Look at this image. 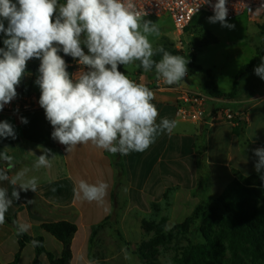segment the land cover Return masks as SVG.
<instances>
[{
  "label": "clouds",
  "instance_id": "1",
  "mask_svg": "<svg viewBox=\"0 0 264 264\" xmlns=\"http://www.w3.org/2000/svg\"><path fill=\"white\" fill-rule=\"evenodd\" d=\"M204 2L213 8L210 23L234 27L227 22V0ZM146 15L136 10L132 0H0V33L5 36L0 48V111L17 97L27 62L35 58L40 60L35 80L41 92L38 103L53 127L51 138L67 146L68 152L90 143L112 155L124 156L146 151L160 134L171 135L178 122L164 117L157 123L154 91L120 70L121 65H137L146 73L154 72L166 85H178L188 73L184 56L174 55L163 46L153 47L149 37L158 36L159 27L144 19ZM61 51L84 70L70 75ZM157 55L159 60L154 59ZM254 73L264 80V57ZM20 119L28 123L26 118ZM0 137L16 138L9 122H0ZM49 151L44 149L37 157L35 168L51 166ZM253 154L257 158L255 171L261 173L264 148L254 149ZM11 159L0 151V160ZM3 180H8L14 190L9 197L7 189L0 187V225L5 223L13 202L20 199L17 186L36 192L38 185L37 178H26L23 170L11 178L0 170ZM107 189L104 182L81 180L78 191H74L83 200L99 202ZM29 228L16 222L17 235ZM31 243L39 244L35 240Z\"/></svg>",
  "mask_w": 264,
  "mask_h": 264
},
{
  "label": "rangeland",
  "instance_id": "2",
  "mask_svg": "<svg viewBox=\"0 0 264 264\" xmlns=\"http://www.w3.org/2000/svg\"><path fill=\"white\" fill-rule=\"evenodd\" d=\"M59 2L64 3L65 0H59ZM208 18L200 17L199 21L191 24L183 34L175 32L169 16L160 19H146L157 23L159 27V35L149 37L154 48L163 46L168 52L184 56L188 60V73L184 77V81L178 85L164 84L162 80L156 78L154 72L143 71L140 73V68L137 65L125 66L126 75L136 82L146 85L153 91L158 88L163 89V92L175 94L177 115L182 123L187 124L183 126L187 134L181 137L177 143V163L168 164L166 155L161 170L163 171L162 181L168 185L171 183L180 185L171 188L169 192L166 191L160 202L148 201V208L142 210L130 205L129 183L125 172H122L121 169L115 171L114 210L112 216L102 223L101 228L92 231L88 256L90 262L88 261V264H175L187 249L205 243L200 233V218L194 219L185 232L178 231L175 227L191 218L196 208L201 205L217 207L222 211L218 202L219 197L235 178L241 177L233 168L210 167L208 165L207 135L209 129L215 125L229 123L233 126V120L240 117L246 118L248 110L242 102H236L238 97L235 100V98L214 99L209 96L204 89V82H207L208 78L201 72V69L212 70L217 75L219 89L224 93L232 92L237 84L238 95H242L240 99L249 98L252 90L249 92L247 90L250 87L256 90L264 88V80L254 73V68L261 63V58L264 57V25L243 16L234 21H227L234 25L230 29L222 27L219 22L210 23ZM4 23L7 27V21ZM0 38L3 43L5 39L3 33H0ZM62 53L61 51V56ZM253 60L256 61L255 66L237 81L240 70ZM74 65L76 75L84 70L83 66L78 65L76 61ZM38 76V70L29 69V65H27L21 84L17 87L18 102H24L25 97H29L32 103L34 99L36 100L38 109L34 111L43 109L38 103L41 92L38 85L35 84ZM154 81L156 83L151 87L150 83ZM182 85L195 90L183 89ZM154 93L156 92L154 91ZM194 100L199 101L195 103ZM181 110L184 112L181 113ZM200 111L203 112V115L197 116ZM0 112H15V107L14 105L9 108L4 107ZM228 113L233 116L232 120L228 119ZM251 114L254 117V134L264 137V132L256 133V125L264 118V105L255 104ZM241 125L238 124V126ZM220 131L222 132L220 136H212L210 165L216 162L221 163L227 158L222 144V137L225 138L227 132L225 129ZM162 137L164 145L165 134H162ZM193 140H195L194 148L198 155L197 159L192 157ZM175 143L174 139L169 152L172 146L176 147ZM3 149V146H0V151H4ZM131 154L129 172L132 180V198L138 202L141 200L140 193L144 184H147L151 194L156 196L160 192L159 170L153 171V164L148 159H144L140 163L133 156L135 152H131ZM168 156L170 157L169 153ZM15 157L19 158V156ZM144 161H146L145 164ZM151 162L154 163L153 160ZM197 167L199 175L196 176ZM261 176H254L249 180L243 177L242 184L248 190L256 193L264 202V179H261ZM0 187L7 189L9 197H11L13 189L8 181H0ZM21 199L22 202L25 201L26 209L22 213L20 223L30 225L29 231L26 233L31 235L34 233V229L28 213L30 205L28 201L30 200L25 195H22ZM17 201H14L8 209L6 217H14L13 211L17 206ZM164 219L166 225L163 233L159 234L155 226ZM17 222L19 221L17 220ZM144 222L153 227L151 231L144 228ZM94 231L95 234H93ZM55 244L48 242L47 248L52 250V254L57 249ZM17 250H19V244L14 229L6 223L0 225V264L10 262ZM142 252L146 255L149 252V255L142 257ZM30 261L31 251L27 250L21 264H30ZM79 264L84 263L80 262Z\"/></svg>",
  "mask_w": 264,
  "mask_h": 264
},
{
  "label": "crops",
  "instance_id": "3",
  "mask_svg": "<svg viewBox=\"0 0 264 264\" xmlns=\"http://www.w3.org/2000/svg\"><path fill=\"white\" fill-rule=\"evenodd\" d=\"M38 63H40V60L33 58L27 62V65ZM74 75H76V71L74 72ZM143 83L146 82L143 81ZM155 83V81L150 83L151 87H153L152 85ZM205 83L206 81L204 84ZM20 84L17 87H19ZM181 88L195 90L184 87L183 85ZM254 89L255 88L250 87L249 90H247L248 92L252 90L249 94V98L243 96L244 98L240 99L242 95H238V92L235 97V100H237L238 97L236 102H242L243 106L248 110L245 118V129L241 134H235L234 127L231 124L221 123L211 127L207 135L208 165L210 167L223 166L233 168L240 174V176L246 178V180H249L254 176L264 175V171L257 173L254 168L256 157L253 154V150L264 148L261 146V144H264V137L263 135L259 136L254 134V117L251 114L255 104L264 105V88L260 90L255 89V91H253ZM154 91L156 93L152 103L155 104L159 111L157 123H159L160 119L167 117L176 120L178 126L171 135L165 133L166 141L164 145L162 134H160L146 151L135 152L133 156L135 160L138 159L140 163L144 159H148L149 162L153 164V171H156V169L159 170V175L162 181L163 171L161 170V166L165 158L164 156L167 155L166 161L168 164L177 163V143L181 137H184L187 134L183 127L187 124L182 123L178 118L174 98L175 94L163 92V89L158 88H155ZM21 117L26 118L28 123H22L20 119ZM3 121L9 122L14 127L16 138L0 137V146H3V150L12 157L10 161L0 160V170L6 172L10 178L15 176L17 172L23 170L26 174V178L36 177L38 180L36 192L31 190L25 192L20 190L17 186V191L20 192V199L17 201L18 203L13 211V215L16 216L19 222H21L22 213L26 209L25 201L22 202L21 199L22 195L27 196L30 201H33L30 203L28 211L34 229V233L30 236L33 238L43 237L46 250L50 253L52 250L50 251L47 248L48 242L52 244L56 243L55 245L57 246V249L55 253H53L56 258H59L62 254V245L59 242H55L57 240L42 230L41 226L45 223H56L60 221H69L76 224L78 226V233L74 237L72 244V264H79L80 262L88 264L89 245L92 231L110 218L114 210L113 191L115 187V171L112 167L110 158L105 153L106 151L96 148L89 143L73 147L72 150L68 152L66 150L67 146L62 145L51 138L53 127L46 119L44 109L30 112H0V122ZM256 126V133L262 134V132H264V118L260 120ZM221 129H225L227 132L225 138L222 137L223 150L227 158L221 163L216 162L210 165L209 160L211 156L212 136H220L222 134L220 131ZM174 139L176 147L172 146L171 151L169 152L170 145ZM194 143L195 140H193L192 157L197 159L198 155L196 154ZM44 149L50 150L48 158L51 159V166L47 168H35L34 163L37 157L43 154ZM168 153L170 154V157L168 156ZM15 156H19V158ZM131 156V153L122 156V165L129 183V200L131 207H138L142 210H146L148 208V201L155 203L160 202L168 189L180 185L173 183L168 185L164 181H162V183L160 181V192L155 196L151 194V190L148 189L147 184H144L140 193L141 200L139 202L135 201L132 198V180L130 179L129 172ZM233 159L235 160L233 161ZM151 160H153L154 163H152ZM145 163L146 161H144V164ZM197 175H199L198 167L196 176ZM81 180L90 184L98 182L106 183L108 189L104 199L99 202H88L78 197L74 190L78 191V184ZM3 181L5 182L8 180ZM12 189L14 190L13 185ZM6 214H8V212ZM27 250L31 251L30 264H33L35 249L31 243L26 245L22 253L20 264L23 260L25 251ZM17 252L14 254L13 259L10 262L14 260ZM41 259L43 264H50L46 255H43Z\"/></svg>",
  "mask_w": 264,
  "mask_h": 264
},
{
  "label": "trees",
  "instance_id": "4",
  "mask_svg": "<svg viewBox=\"0 0 264 264\" xmlns=\"http://www.w3.org/2000/svg\"><path fill=\"white\" fill-rule=\"evenodd\" d=\"M200 17L202 16L196 17L192 24L197 23ZM2 47L4 45L0 38V48ZM62 56L68 65V72L70 75L74 74L76 71L75 60L70 56H64L63 53ZM154 59L159 60L160 55L155 56ZM255 62L253 60L240 70L237 81L255 66ZM39 64L29 65V69L38 70ZM120 70L127 74L125 66L121 65ZM142 72L143 69L140 68V73ZM201 72L208 78L204 89L209 96L214 99H234L236 97L237 84H235L232 92L223 93L219 89L217 75L212 70L201 69ZM233 121L234 133L241 134L245 129V117ZM238 124L242 125L238 126ZM261 146L264 147V144H261ZM105 153L110 158L114 171L117 172L118 169H121L122 172H125L122 166V155H112L107 151ZM242 180V176L239 179L235 178L219 197L218 202L222 211L217 207L201 205L196 208L191 218L175 227L176 230L185 232L194 219L200 218V233L205 240V243L187 249L182 257L176 260L175 264H264V202L256 193L248 190L242 184ZM170 190L168 189L167 192ZM16 222V216L12 218L5 216V223L14 229L19 244V250L14 260L8 264H20L26 245L33 240L39 242L38 245L34 246L35 258L33 264H43L41 259L43 255L47 256L50 264H72V244L78 233L76 224L69 221H60L45 223L41 226L42 230L62 245V254L59 258H56L46 250L43 237L33 238L27 233L17 235ZM101 225L94 228V230L101 228ZM165 225V219L156 225L157 233H163ZM144 228L151 231L153 227L144 222ZM93 234H95V231ZM147 255H149V252ZM147 255L143 252L141 254L142 257Z\"/></svg>",
  "mask_w": 264,
  "mask_h": 264
},
{
  "label": "built area",
  "instance_id": "5",
  "mask_svg": "<svg viewBox=\"0 0 264 264\" xmlns=\"http://www.w3.org/2000/svg\"><path fill=\"white\" fill-rule=\"evenodd\" d=\"M132 2L136 10L141 13H147L144 19H160L169 16L177 34H183L196 17L214 15L212 6L209 3H205L204 0H132ZM216 2L217 0H211V4ZM226 6L228 8L227 21H234L240 17L247 16L255 22H260L264 25V0H227ZM194 101L197 103L199 100ZM12 105L15 107V112H30L38 109L36 100L34 99L32 103L29 97H25L24 102H18L16 97L5 107L9 108ZM182 112L184 111L181 110ZM202 115V111L197 113V116ZM227 116L229 120L233 119L230 113Z\"/></svg>",
  "mask_w": 264,
  "mask_h": 264
}]
</instances>
